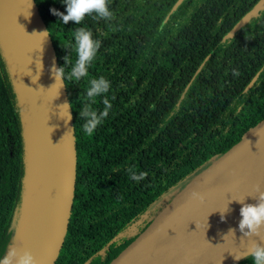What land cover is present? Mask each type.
Returning <instances> with one entry per match:
<instances>
[{"label": "trees", "instance_id": "16d2710c", "mask_svg": "<svg viewBox=\"0 0 264 264\" xmlns=\"http://www.w3.org/2000/svg\"><path fill=\"white\" fill-rule=\"evenodd\" d=\"M258 1L109 0L113 19L87 16L76 25L52 14H67L63 0H36L65 73L77 59L76 28H87L101 43L88 76L65 80L77 175L55 264H108L264 117V9L228 35ZM100 76L111 82L112 108L87 136L79 111L89 81ZM102 101L97 97L93 108L103 110ZM25 168L20 104L0 46V259L11 244ZM129 169L146 176L137 182Z\"/></svg>", "mask_w": 264, "mask_h": 264}, {"label": "water", "instance_id": "95a60500", "mask_svg": "<svg viewBox=\"0 0 264 264\" xmlns=\"http://www.w3.org/2000/svg\"><path fill=\"white\" fill-rule=\"evenodd\" d=\"M262 9L264 0H259L228 35ZM41 32H48L47 38ZM0 46L20 104L26 164L21 206L6 255L13 248L28 250L37 264H55L73 207L77 146L72 108L70 121L59 116V105L70 100L65 81L56 83L52 74L53 64L60 66L36 0H0ZM263 167L264 117L183 186L108 264L235 263L234 255L247 251L249 237L216 240L209 252L205 237L221 229L220 212ZM251 240L262 242L257 236Z\"/></svg>", "mask_w": 264, "mask_h": 264}, {"label": "clouds", "instance_id": "9594fccd", "mask_svg": "<svg viewBox=\"0 0 264 264\" xmlns=\"http://www.w3.org/2000/svg\"><path fill=\"white\" fill-rule=\"evenodd\" d=\"M66 5V13L58 12L56 9H51L52 14L61 18L63 24L74 22L76 25L82 24L87 16H93L94 19H113V12L109 9V0H63ZM47 38L48 32L39 33ZM74 42L77 59L71 64L70 70L65 73V68H57L55 64L52 66V74L55 77L56 83H64L65 80L73 83L80 82L88 76V70L96 58L97 51L101 47L98 39L93 38V33L85 27H78L74 31ZM65 64L69 63L67 56L64 58ZM42 71L43 65L39 60L37 67ZM39 78V77H38ZM55 83V84H56ZM111 87V82L104 76L93 78L89 81V86L86 89V102L79 111L80 119H84L85 123L82 129L85 135L92 136L97 127L108 117L112 108L107 93ZM103 95V110L93 108L97 97ZM71 104L65 102L59 105V116L61 119L70 121L72 119L70 112ZM131 178L137 182L146 176V173L141 172L136 175L129 169ZM264 187L256 186V195L253 196L257 202L255 204L245 203L244 200H236L241 203L240 215L242 219L239 222V230L246 237L250 238V245L247 251L240 255H234V259L239 261L245 258H251L252 264H264ZM197 196V193H193ZM228 210V207L226 211ZM225 211V212H226ZM235 234V230H230ZM229 232V233H230ZM260 237L262 242L251 240V237ZM0 264H37L34 255L28 250L10 249L8 254L0 259Z\"/></svg>", "mask_w": 264, "mask_h": 264}, {"label": "bare ground", "instance_id": "6f19581e", "mask_svg": "<svg viewBox=\"0 0 264 264\" xmlns=\"http://www.w3.org/2000/svg\"><path fill=\"white\" fill-rule=\"evenodd\" d=\"M257 185L264 187V167L249 180L237 195L236 199L227 206L228 210L226 211V207L220 212L218 223L221 229L218 232L208 233L205 237L204 246L206 252L211 251L215 245L217 246L216 240H219L220 243H228L231 242V240H236L239 235L244 236V233L239 230V222L242 219L240 215L242 205L236 200L245 199V203L255 204L257 200L253 196L256 195ZM233 229L235 230V234L230 232V230Z\"/></svg>", "mask_w": 264, "mask_h": 264}]
</instances>
